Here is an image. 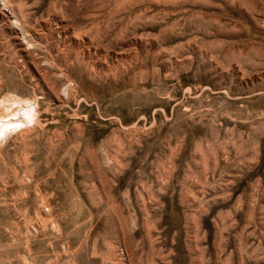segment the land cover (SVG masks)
Masks as SVG:
<instances>
[{"label":"rangeland","instance_id":"1","mask_svg":"<svg viewBox=\"0 0 264 264\" xmlns=\"http://www.w3.org/2000/svg\"><path fill=\"white\" fill-rule=\"evenodd\" d=\"M0 264H264V0H0Z\"/></svg>","mask_w":264,"mask_h":264}]
</instances>
